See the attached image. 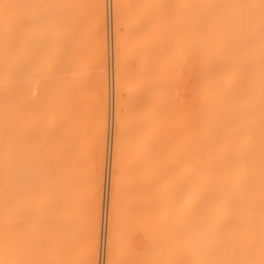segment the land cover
I'll return each mask as SVG.
<instances>
[{"label": "bare ground", "instance_id": "6f19581e", "mask_svg": "<svg viewBox=\"0 0 264 264\" xmlns=\"http://www.w3.org/2000/svg\"><path fill=\"white\" fill-rule=\"evenodd\" d=\"M123 5L108 264H264V0ZM104 11L0 0V264H96L106 101L50 74L83 66L90 27L103 64Z\"/></svg>", "mask_w": 264, "mask_h": 264}, {"label": "rangeland", "instance_id": "374dc122", "mask_svg": "<svg viewBox=\"0 0 264 264\" xmlns=\"http://www.w3.org/2000/svg\"><path fill=\"white\" fill-rule=\"evenodd\" d=\"M91 0H87L90 2ZM105 2V21H104V58L103 64H97L95 54L93 51V37H92V28L87 29L86 39L87 46L89 48L87 56L84 60L83 66L78 71L68 72L67 74H50L52 75V80H57L60 77L64 78H75L79 80H84L87 82L88 89L87 95L89 96V103L94 104L95 100L98 98V94L100 96L101 90L103 91L104 99L106 101V128L104 134V156L102 161V180H101V192H100V218H99V230H98V250H97V259L96 264H108L111 261L116 259L114 253L109 252V243H110V231H111V193H112V181L115 173V168L113 165V155H114V144L116 141L115 138V125H116V100L118 98V92L116 88V81L118 80V72L116 69L117 66V47H116V15L117 12H124L125 5L122 6L123 0H104ZM124 9V10H123ZM88 12V21L91 22V6L87 10ZM176 70V71H175ZM173 75L174 78H171L169 81V96L175 100L176 106L173 114H176V118L181 111L180 103L183 105L186 92L184 88L183 78V70L180 68L175 69ZM182 74V75H180ZM48 75H38V77L32 79L35 86L40 87L47 79ZM105 77L106 79V87L103 90L101 87H97L101 78ZM180 83H179V82ZM173 85L171 86V84ZM179 83V84H178ZM183 84V86L181 85ZM176 86V87H175ZM175 88V89H174ZM171 90V91H170ZM184 92V93H183ZM172 93V94H171ZM184 95H183V94ZM173 96V97H172ZM117 97V98H116ZM88 98V97H87ZM183 98V99H181ZM180 100L179 104L178 101ZM93 107V108H92ZM92 111L94 109V105L91 106ZM90 108V109H91ZM179 110L177 112V110ZM181 108V109H180ZM173 125H177V123H173ZM89 163H91V159H89ZM122 171V170H121ZM121 171H119L121 173ZM122 171L121 176H125V173ZM86 180L89 178V172L86 173ZM119 174V173H118ZM123 174V175H122ZM120 175V174H119ZM120 176V177H121ZM123 178V177H122ZM110 230V231H109Z\"/></svg>", "mask_w": 264, "mask_h": 264}]
</instances>
